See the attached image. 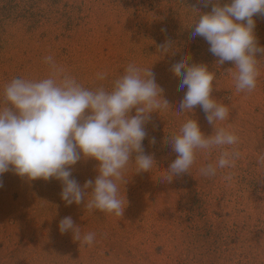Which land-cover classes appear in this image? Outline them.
I'll use <instances>...</instances> for the list:
<instances>
[{
	"label": "rangeland",
	"instance_id": "1",
	"mask_svg": "<svg viewBox=\"0 0 264 264\" xmlns=\"http://www.w3.org/2000/svg\"><path fill=\"white\" fill-rule=\"evenodd\" d=\"M215 2L0 0V90L16 77L46 76L47 56L86 87L109 85L134 62L151 67L170 103L145 126L143 149L155 168L135 173L129 167L125 173L122 216L90 213L83 201L66 205L54 178L28 180L11 169L0 176V264H264V53L256 57V89L237 91L234 63L220 64L208 42L192 35L191 24ZM227 2L219 0L221 6ZM254 19L258 45L264 46V16ZM182 59L214 74L211 97L227 106L224 121L210 124L199 105L182 112L187 87L170 70ZM98 72L109 79L97 81ZM188 118L206 137L215 128L238 137L227 146L238 153L232 166L201 175L224 150L215 149L198 152L188 173L169 174L178 156L169 143L171 131L178 132ZM97 167L95 160L82 158L72 168L73 178L83 187L95 179ZM68 216L81 233L96 234L91 246L81 245L71 231L60 232Z\"/></svg>",
	"mask_w": 264,
	"mask_h": 264
},
{
	"label": "clouds",
	"instance_id": "2",
	"mask_svg": "<svg viewBox=\"0 0 264 264\" xmlns=\"http://www.w3.org/2000/svg\"><path fill=\"white\" fill-rule=\"evenodd\" d=\"M204 2L207 6L212 0ZM256 15L264 16V0H229L223 6L216 0L210 13L199 15L191 24L193 37L204 38L220 64L234 63L239 92H253L260 74L256 57L264 53V46L258 45L255 35ZM168 49L164 46L163 51ZM44 63L46 76L16 77L0 90V176L11 169L28 180L54 178L62 184L60 195L66 205L83 201L90 213L122 216L127 204L121 193L128 182L126 171L131 167L135 173L148 172L156 165L144 153L143 141L151 115L169 109L163 89L151 67L134 62L109 85L94 87H86L52 56L45 57ZM170 70L181 78L180 87H187L182 112L199 105L214 126L228 117L227 106L211 97L215 78L205 65H189L182 59ZM95 79L108 80L109 74L98 72ZM237 142L235 134L222 128L206 137L198 122L188 118L178 132L171 131L169 143L178 156L168 172L172 176L188 173L198 152L224 149L216 164L200 169L203 176H215L218 169L233 165L238 153L228 151L227 146ZM82 158L98 162L95 179L85 181L83 187L72 174ZM59 230L71 231L81 245L91 246L96 238L94 232L81 233L70 216L60 221Z\"/></svg>",
	"mask_w": 264,
	"mask_h": 264
}]
</instances>
